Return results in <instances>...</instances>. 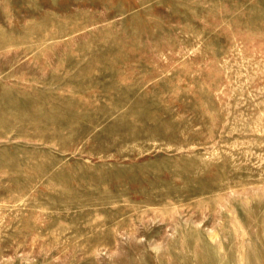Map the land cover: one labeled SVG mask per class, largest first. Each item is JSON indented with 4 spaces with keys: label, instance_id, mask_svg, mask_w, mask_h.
I'll return each mask as SVG.
<instances>
[{
    "label": "rangeland",
    "instance_id": "rangeland-1",
    "mask_svg": "<svg viewBox=\"0 0 264 264\" xmlns=\"http://www.w3.org/2000/svg\"><path fill=\"white\" fill-rule=\"evenodd\" d=\"M0 264H264V0H0Z\"/></svg>",
    "mask_w": 264,
    "mask_h": 264
}]
</instances>
